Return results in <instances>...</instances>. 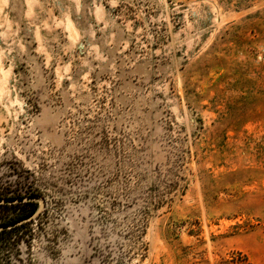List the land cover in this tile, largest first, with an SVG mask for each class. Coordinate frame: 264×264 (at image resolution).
Here are the masks:
<instances>
[{
    "label": "rangeland",
    "instance_id": "obj_1",
    "mask_svg": "<svg viewBox=\"0 0 264 264\" xmlns=\"http://www.w3.org/2000/svg\"><path fill=\"white\" fill-rule=\"evenodd\" d=\"M33 195L0 264H264V0H0V198Z\"/></svg>",
    "mask_w": 264,
    "mask_h": 264
},
{
    "label": "water",
    "instance_id": "obj_2",
    "mask_svg": "<svg viewBox=\"0 0 264 264\" xmlns=\"http://www.w3.org/2000/svg\"><path fill=\"white\" fill-rule=\"evenodd\" d=\"M29 200H34L38 202V207L36 210L31 213L30 215L23 217L15 222L9 223V224H2L0 225V231L10 228L19 224H22L28 220H31L33 217L37 216L43 207L45 206V200L42 196L39 195H33V196H28V197H19V198H0V204L2 203H17V202H24V201H29Z\"/></svg>",
    "mask_w": 264,
    "mask_h": 264
},
{
    "label": "trees",
    "instance_id": "obj_3",
    "mask_svg": "<svg viewBox=\"0 0 264 264\" xmlns=\"http://www.w3.org/2000/svg\"><path fill=\"white\" fill-rule=\"evenodd\" d=\"M27 203L30 204V208H29V210H28L26 213H24V214L21 215V216H17V217H15V218H13L12 221H8V222L5 223V224H9V223L15 222V221H17V220H19V219H21V218H23V217H26V216L30 215V214L33 213V212L36 210V208L38 207V202H35V201H28ZM3 204H5V203H2V204H0V205H3ZM22 224H23V223H22ZM2 231H3V230H2ZM0 232H1V231H0Z\"/></svg>",
    "mask_w": 264,
    "mask_h": 264
},
{
    "label": "bare ground",
    "instance_id": "obj_4",
    "mask_svg": "<svg viewBox=\"0 0 264 264\" xmlns=\"http://www.w3.org/2000/svg\"><path fill=\"white\" fill-rule=\"evenodd\" d=\"M7 75V74H6Z\"/></svg>",
    "mask_w": 264,
    "mask_h": 264
}]
</instances>
